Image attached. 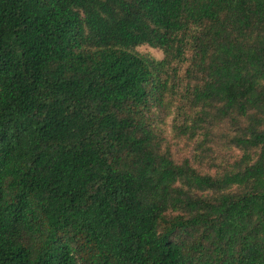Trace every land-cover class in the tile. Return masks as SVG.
<instances>
[{
	"label": "trees",
	"instance_id": "16d2710c",
	"mask_svg": "<svg viewBox=\"0 0 264 264\" xmlns=\"http://www.w3.org/2000/svg\"><path fill=\"white\" fill-rule=\"evenodd\" d=\"M0 264H264V0H0Z\"/></svg>",
	"mask_w": 264,
	"mask_h": 264
},
{
	"label": "rangeland",
	"instance_id": "374dc122",
	"mask_svg": "<svg viewBox=\"0 0 264 264\" xmlns=\"http://www.w3.org/2000/svg\"><path fill=\"white\" fill-rule=\"evenodd\" d=\"M138 50L141 53L152 55V56L156 57L157 59H162L163 58V54H162L161 51L156 50V49H151V48H149L147 46L141 47Z\"/></svg>",
	"mask_w": 264,
	"mask_h": 264
}]
</instances>
